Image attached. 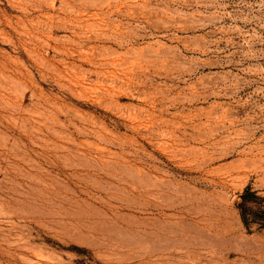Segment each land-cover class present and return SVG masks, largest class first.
I'll use <instances>...</instances> for the list:
<instances>
[{"label": "rangeland", "instance_id": "374dc122", "mask_svg": "<svg viewBox=\"0 0 264 264\" xmlns=\"http://www.w3.org/2000/svg\"><path fill=\"white\" fill-rule=\"evenodd\" d=\"M0 264H264V0H0Z\"/></svg>", "mask_w": 264, "mask_h": 264}]
</instances>
